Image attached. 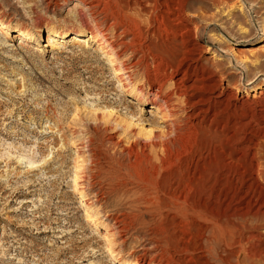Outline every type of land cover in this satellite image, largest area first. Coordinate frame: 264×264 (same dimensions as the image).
I'll return each instance as SVG.
<instances>
[{"label": "rangeland", "instance_id": "374dc122", "mask_svg": "<svg viewBox=\"0 0 264 264\" xmlns=\"http://www.w3.org/2000/svg\"><path fill=\"white\" fill-rule=\"evenodd\" d=\"M80 1L0 0V21L8 26L0 32V264L132 262L133 243L120 249L111 222L93 199L86 206L90 196L74 188L73 160L87 154L85 143L79 153L74 140L85 142L92 119L119 122L117 135L124 141L143 138L163 127L162 113L129 95L107 49L87 31L77 42L72 38L83 25L104 20L100 11L89 13V0ZM101 1L108 12L114 8L111 0ZM150 2L141 5L149 8ZM76 9L85 13L76 17ZM186 14L180 27L185 43L197 48L227 89L216 156L236 149L256 154L233 166L223 192L233 196L231 214L250 235V245L264 247V0H186ZM18 29L32 41L15 37ZM48 30L64 34L59 48L45 45ZM182 47L177 38L169 44L170 51ZM216 161L206 169L216 171ZM83 174L79 167L80 185ZM224 207L217 206L216 214L226 216Z\"/></svg>", "mask_w": 264, "mask_h": 264}, {"label": "bare ground", "instance_id": "6f19581e", "mask_svg": "<svg viewBox=\"0 0 264 264\" xmlns=\"http://www.w3.org/2000/svg\"><path fill=\"white\" fill-rule=\"evenodd\" d=\"M111 2L114 8L108 12L106 2L86 1L89 13L100 11L104 20L83 25L72 38L77 42V36L87 31L103 45L115 64L118 82L138 102L160 110L163 127L124 141L117 135L116 120H90L85 142L74 140L77 152L84 145L87 150L80 161L79 156L73 160L74 188L81 189V197L90 196L84 199L86 206L93 199L111 222L109 232L120 249L133 243L128 264H264L263 244L250 245V235L239 230L231 214L235 209L228 202L233 196L223 192L228 176L236 171L233 166H240L247 156L253 161L256 154L246 156L236 149L222 153L221 159L216 156L217 127H224L220 107L227 89L204 65L197 48L185 43L180 27L187 19L186 0H151L149 8L141 0ZM84 13L76 9L74 14ZM7 27L0 21V32ZM17 32L15 37L27 36L24 30ZM48 32L45 45L59 48L57 39L64 34ZM176 38L183 47L170 51ZM213 160L218 168L208 171L205 165ZM79 167L84 170L81 185ZM225 204L226 216L216 214L217 206Z\"/></svg>", "mask_w": 264, "mask_h": 264}]
</instances>
